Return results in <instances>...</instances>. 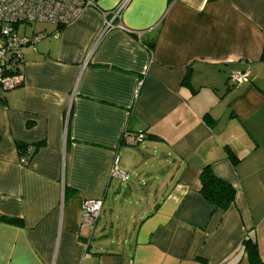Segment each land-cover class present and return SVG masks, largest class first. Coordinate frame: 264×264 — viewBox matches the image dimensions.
Returning <instances> with one entry per match:
<instances>
[{"label": "crops", "instance_id": "obj_1", "mask_svg": "<svg viewBox=\"0 0 264 264\" xmlns=\"http://www.w3.org/2000/svg\"><path fill=\"white\" fill-rule=\"evenodd\" d=\"M96 2L22 32L47 36L0 84V264H252L245 239L264 264V0ZM205 166L235 190L224 211Z\"/></svg>", "mask_w": 264, "mask_h": 264}, {"label": "built area", "instance_id": "obj_2", "mask_svg": "<svg viewBox=\"0 0 264 264\" xmlns=\"http://www.w3.org/2000/svg\"><path fill=\"white\" fill-rule=\"evenodd\" d=\"M97 0H0V84L4 88H11L21 81L20 61L21 47L26 44H34L45 38L47 34L36 33L26 36L19 33L21 24L34 22L54 23L59 27L74 21L86 8L97 7ZM126 2L121 3L113 11L114 16H119ZM113 25L106 19L99 31L100 38ZM120 26V25H119ZM57 34V31L54 32ZM247 77L243 71L231 70L229 80L234 85H239ZM126 140L139 141L141 136L123 135ZM33 151L32 146L27 145L23 154L19 155V163L26 164L27 156ZM111 177L122 181L128 180V173L118 168L117 155L113 158L110 171ZM102 206L101 199H87L82 203V216L85 224L92 227L99 218Z\"/></svg>", "mask_w": 264, "mask_h": 264}, {"label": "trees", "instance_id": "obj_3", "mask_svg": "<svg viewBox=\"0 0 264 264\" xmlns=\"http://www.w3.org/2000/svg\"><path fill=\"white\" fill-rule=\"evenodd\" d=\"M149 138L155 139V136L150 135ZM38 145V144H37ZM35 148L33 149L32 153L27 156V160L30 156L35 153L37 146L34 145ZM26 147L25 144H17L18 152L23 154V150ZM230 158L234 162L236 159L233 155H230ZM199 181H200V188L199 192L201 193L202 197L212 204L216 209L226 210L228 209L231 204L234 202L235 199V190L233 186L228 183L227 181L219 178L215 175L212 169L209 166H205L202 168L199 174ZM72 191L68 188L65 190V198L71 195ZM245 246H247L249 257L251 259L252 264H256L257 262V250L255 245L252 243V240L245 239L244 242Z\"/></svg>", "mask_w": 264, "mask_h": 264}, {"label": "rangeland", "instance_id": "obj_4", "mask_svg": "<svg viewBox=\"0 0 264 264\" xmlns=\"http://www.w3.org/2000/svg\"><path fill=\"white\" fill-rule=\"evenodd\" d=\"M46 26H48L47 24H41V23H30V24H21V25H19V27H18V31H19V33H21V34H23V33H25V32H29V31H31V29H33V28H36V27H46ZM23 32V33H22ZM142 151H144V150H142ZM142 153V152H141ZM144 154L145 153H148V149L147 150H145L144 152H143ZM120 167V169H121V166H119ZM122 170V169H121ZM123 171H125V170H123ZM105 205H107V203L105 204ZM105 208V207H104Z\"/></svg>", "mask_w": 264, "mask_h": 264}]
</instances>
